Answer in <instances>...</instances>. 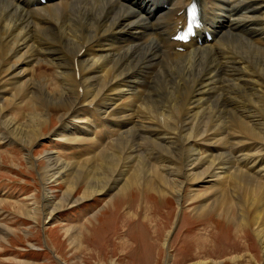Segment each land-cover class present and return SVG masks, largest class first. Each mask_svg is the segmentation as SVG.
Returning a JSON list of instances; mask_svg holds the SVG:
<instances>
[{
  "label": "bare ground",
  "instance_id": "1",
  "mask_svg": "<svg viewBox=\"0 0 264 264\" xmlns=\"http://www.w3.org/2000/svg\"><path fill=\"white\" fill-rule=\"evenodd\" d=\"M151 1L0 0V145L21 140L32 146L39 140L52 111L44 106L59 93L61 124L53 135L95 143L94 137L71 136L91 135L95 128L79 124L76 113L83 107L116 129L105 135L104 145L77 156L74 166L82 169L77 183L85 187L79 199L113 198L135 185L175 194L180 205L185 186L195 181L194 191L200 184L214 188L213 196L195 197L201 214H226L239 227L250 223L264 249V143L250 135L264 127V0H199L205 25L198 32L201 44L171 39L183 19L177 12L191 0ZM54 60L57 74L34 75L38 63ZM12 110L18 113L13 116ZM152 150L167 181L142 174L138 162ZM164 151L175 157L174 165H163ZM53 153L43 156L49 164ZM217 154L222 159L206 160L203 169L192 171L198 161ZM63 162L58 156L46 169L44 183L61 180L69 195L77 183L65 179ZM120 164L128 171V185L99 179L104 169L117 172ZM37 214L33 208L28 216L37 219ZM70 229L64 233L73 245L81 235Z\"/></svg>",
  "mask_w": 264,
  "mask_h": 264
},
{
  "label": "rangeland",
  "instance_id": "2",
  "mask_svg": "<svg viewBox=\"0 0 264 264\" xmlns=\"http://www.w3.org/2000/svg\"><path fill=\"white\" fill-rule=\"evenodd\" d=\"M54 61V64L38 63L34 75L38 72L57 74L58 61ZM58 96L59 93L51 97L56 99L52 105L44 106L45 110L52 109L50 118L42 127L44 135L32 146L21 140L0 145V264H264V249L250 223L239 227L231 216L214 211L201 214L197 210L200 202L195 197L204 192L213 196L214 188L200 184L194 191L195 181L185 186L180 205L175 194L160 195L155 190L135 185L127 186L122 194L113 198L110 194H98L79 199L84 184L77 183L82 174V169L74 166L77 156L84 158L98 143L104 145L108 141L105 135L116 129L112 131L97 118L100 113L83 107L84 110L76 113L79 124L95 128L91 135L71 136L94 137L96 144L90 140L67 141L64 136L53 135L60 128L62 114L58 106L62 96ZM10 113L14 116L18 110ZM250 135L258 143H264V127L252 129ZM86 144L94 148L89 149ZM224 149L232 152L230 148ZM46 152H54L50 154L56 157L51 164L43 157ZM58 156L64 160L59 167L66 165L65 179L77 183L73 191H69L70 196L64 195L66 185L61 180L44 183L46 169L57 164ZM157 156L152 150L140 158L142 174L153 180L167 181L169 176L158 168ZM163 158L164 166L174 165L175 157L169 158L164 151ZM218 159H222L218 154L206 157L198 161V165L194 164L192 171L203 169L206 160ZM185 161L192 163L189 158ZM128 176L126 167L120 164L117 172L110 166L98 177L109 185L115 180L128 185ZM91 178V174L86 175V179ZM44 192L53 198L48 200ZM62 198L65 203H60ZM33 208L38 209L37 219L28 216ZM49 212L53 218H47ZM67 227L81 235L73 245L64 233Z\"/></svg>",
  "mask_w": 264,
  "mask_h": 264
}]
</instances>
